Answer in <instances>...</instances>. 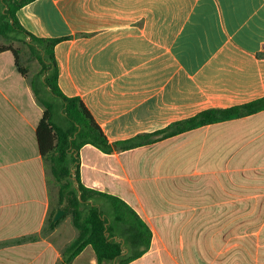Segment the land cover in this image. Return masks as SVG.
Segmentation results:
<instances>
[{
    "label": "crops",
    "instance_id": "1",
    "mask_svg": "<svg viewBox=\"0 0 264 264\" xmlns=\"http://www.w3.org/2000/svg\"><path fill=\"white\" fill-rule=\"evenodd\" d=\"M17 17L36 37H72L55 48L60 88L110 142L264 97V0H35ZM141 52L155 55L143 63ZM141 62L146 72L129 74ZM23 68L0 53V264H58L79 232L42 155L44 107ZM78 165L85 187L150 229L129 264H264V111L111 154L86 144ZM71 264H97L93 248Z\"/></svg>",
    "mask_w": 264,
    "mask_h": 264
},
{
    "label": "trees",
    "instance_id": "2",
    "mask_svg": "<svg viewBox=\"0 0 264 264\" xmlns=\"http://www.w3.org/2000/svg\"><path fill=\"white\" fill-rule=\"evenodd\" d=\"M33 1L0 0V36L17 40V36L23 34L25 43L41 65V71L32 80L36 99L44 107L37 130L38 141L42 155L51 156L52 173L60 183V200L66 203V212L72 215L73 225L79 232L64 250L63 261L58 264H71L87 246L93 248L97 264H129L149 248L151 231L121 199L84 186L78 165L80 149L91 144L103 153L111 154L115 150L136 148L202 126L250 116L264 111V97L233 107L206 109L153 133L110 142L83 100L78 96H67L60 88L55 48L72 37L40 38L28 33L20 24L18 10ZM6 51L13 53L19 72L27 77V71L21 65L20 51L11 45H1L0 53ZM90 199H95L92 204ZM102 200L106 201L107 207ZM114 237L124 240V244ZM126 248L129 251L124 254Z\"/></svg>",
    "mask_w": 264,
    "mask_h": 264
},
{
    "label": "rangeland",
    "instance_id": "3",
    "mask_svg": "<svg viewBox=\"0 0 264 264\" xmlns=\"http://www.w3.org/2000/svg\"><path fill=\"white\" fill-rule=\"evenodd\" d=\"M1 45H5V46L11 45L12 47L20 51L21 65L23 67H26V69L31 75L32 80L36 77L37 74H39V72L41 71V65L38 62L37 58L31 53L28 45L25 43V38L23 34H19L17 36V40L7 39V38L0 36V46ZM154 55L155 53L153 52H143V53L141 52V53H138L137 56H138L139 61L144 60L143 61L144 63V62H147L149 59H152ZM98 58L99 57H96L93 59L98 60ZM138 64H141L139 68H129V74H137L138 72L143 73L144 71L146 72L148 66L151 65L148 63L143 65L142 62ZM144 66H147V68H145ZM91 70L96 71L97 73H101L102 71H104V69L100 67H95V68L92 67ZM124 71L126 72V69ZM120 72L121 70H119L117 73L115 72L114 75L116 74L120 75L121 74ZM73 84H74L73 85L74 88L76 89L75 91H77L79 85L76 83H73Z\"/></svg>",
    "mask_w": 264,
    "mask_h": 264
},
{
    "label": "water",
    "instance_id": "4",
    "mask_svg": "<svg viewBox=\"0 0 264 264\" xmlns=\"http://www.w3.org/2000/svg\"><path fill=\"white\" fill-rule=\"evenodd\" d=\"M64 214H65V212L62 211V210L57 211V213H56L55 216H54L53 221H54V222L58 221V220H59ZM115 240H116V241H119V239H115Z\"/></svg>",
    "mask_w": 264,
    "mask_h": 264
}]
</instances>
